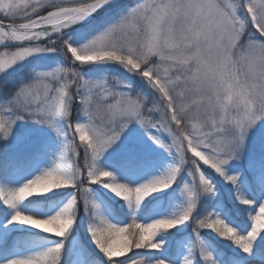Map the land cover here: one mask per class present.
Returning a JSON list of instances; mask_svg holds the SVG:
<instances>
[{
    "label": "snow or ice",
    "instance_id": "1",
    "mask_svg": "<svg viewBox=\"0 0 264 264\" xmlns=\"http://www.w3.org/2000/svg\"><path fill=\"white\" fill-rule=\"evenodd\" d=\"M31 58L41 65L0 99V140L30 120L55 132L58 145L50 168L19 186L0 182V264H62L85 217V243L100 264H217L202 239L208 232L249 256L264 244V202L241 208L222 193L223 218L199 211L202 197L216 196L209 170L238 185L225 166L264 119V0H0V76ZM134 127L171 162L130 186L114 171L126 175L137 163L106 170L100 162ZM177 193L174 211L157 218V205ZM97 201L108 203L107 217ZM245 212L253 214L242 235ZM182 225L191 237L178 242L177 261L164 234ZM29 229L55 239L18 254L42 240Z\"/></svg>",
    "mask_w": 264,
    "mask_h": 264
},
{
    "label": "rangeland",
    "instance_id": "2",
    "mask_svg": "<svg viewBox=\"0 0 264 264\" xmlns=\"http://www.w3.org/2000/svg\"><path fill=\"white\" fill-rule=\"evenodd\" d=\"M41 63L38 58H31L18 71L0 76V99L7 94L9 89H13L21 79L29 75L33 67L41 65ZM111 74H116L115 68L112 69ZM57 145L55 132L47 126L36 124L30 120L18 121L13 126L8 140H0V182H8L9 186H19L32 174H39L44 169L50 168L55 159ZM130 162H135L138 166L126 175L116 171L114 174L117 175L120 182L126 183L131 180L135 183L130 186H136L137 183H143L147 179L159 175L169 165L171 157L154 145L142 129L134 127L131 133L122 136L121 140L105 153L100 166L106 170H114V166L127 165ZM225 172L227 175L240 177L238 185L233 187L223 177L209 170L208 178L212 180L217 191L215 197L206 194L201 198L199 211L202 216L214 213L219 214L221 218L224 217L228 211V205L224 202L222 193L228 196L229 202H234L241 208L255 207L258 201L264 202V187H261V180H264V119L258 121L248 131L240 159L230 161L229 165L225 166ZM237 191L245 199H251L253 203L248 206L240 205L236 198ZM179 200L180 197L177 193L157 205L155 208L157 218H159V214H171ZM97 203H100L101 212L107 217L108 203L106 201L104 203L97 201ZM124 211L128 212L127 206H125ZM252 214L251 212L243 214L246 223L237 229L240 234L246 235L247 231H250L251 221L249 217ZM127 219H131L130 215ZM86 222L87 218L85 217L81 221L80 228L72 234L71 240L77 241V244L72 255L65 254L62 264H82V262L87 264L88 261H95V264H100L99 258L94 256L92 252L95 246L90 244V240L85 243ZM181 229V231L173 230L175 235L171 237L164 234L167 237L165 247L177 261L181 260L184 254V248L178 242L186 241L191 237V227L185 228L182 225ZM28 231L34 236L42 238V240L36 245L21 246L18 254H27L30 251L45 247L47 241L55 239V237H47L43 233H37L33 229ZM261 236H264V233ZM202 239L216 258L217 264H264V244L260 243L259 239L253 245L254 254L251 256L243 253L231 241L222 240L215 233L203 234ZM81 249L83 255H81ZM143 259L145 264H153L147 257H143ZM197 264H203L199 257H197Z\"/></svg>",
    "mask_w": 264,
    "mask_h": 264
},
{
    "label": "water",
    "instance_id": "3",
    "mask_svg": "<svg viewBox=\"0 0 264 264\" xmlns=\"http://www.w3.org/2000/svg\"><path fill=\"white\" fill-rule=\"evenodd\" d=\"M137 3L138 2V0H123V3L125 4V5H127V6H130L132 3Z\"/></svg>",
    "mask_w": 264,
    "mask_h": 264
}]
</instances>
